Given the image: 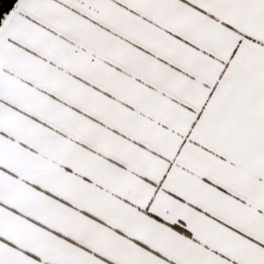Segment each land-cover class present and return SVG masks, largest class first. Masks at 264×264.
Instances as JSON below:
<instances>
[{"label":"snow or ice","instance_id":"1","mask_svg":"<svg viewBox=\"0 0 264 264\" xmlns=\"http://www.w3.org/2000/svg\"><path fill=\"white\" fill-rule=\"evenodd\" d=\"M0 264H264V0H0Z\"/></svg>","mask_w":264,"mask_h":264},{"label":"trees","instance_id":"2","mask_svg":"<svg viewBox=\"0 0 264 264\" xmlns=\"http://www.w3.org/2000/svg\"><path fill=\"white\" fill-rule=\"evenodd\" d=\"M13 2H14V0H13Z\"/></svg>","mask_w":264,"mask_h":264}]
</instances>
